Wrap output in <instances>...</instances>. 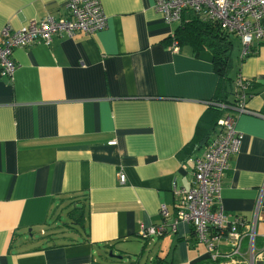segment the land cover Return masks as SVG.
I'll return each mask as SVG.
<instances>
[{
  "label": "crops",
  "instance_id": "0c3cea01",
  "mask_svg": "<svg viewBox=\"0 0 264 264\" xmlns=\"http://www.w3.org/2000/svg\"><path fill=\"white\" fill-rule=\"evenodd\" d=\"M154 4L100 0L103 30L15 46L14 73L0 67V264H131L138 250L149 264L157 255L166 264H264V38L237 68L257 85L246 101L252 113L232 109L233 97L228 113L241 143L221 205L228 218L243 217L232 223L243 236L227 226L205 242L194 229L196 243L190 223L168 227L206 146L188 160L180 152L214 104L219 77L210 52L173 49L174 25ZM67 19V0H0V33L9 27L10 39L33 23ZM162 225L164 235L142 236ZM55 226L73 234H50Z\"/></svg>",
  "mask_w": 264,
  "mask_h": 264
},
{
  "label": "built area",
  "instance_id": "2783aa9c",
  "mask_svg": "<svg viewBox=\"0 0 264 264\" xmlns=\"http://www.w3.org/2000/svg\"><path fill=\"white\" fill-rule=\"evenodd\" d=\"M67 1L72 10V19L33 23L18 30L12 39L9 38V27L0 33V67L3 75L10 76L15 71L11 58L15 46H26L39 40L48 42L60 32L75 35L81 31L93 35L107 26L108 20L100 0ZM184 8L203 11L209 18L219 21L224 30L240 36L243 55L247 54L254 43L264 38V0H155V9L165 16L168 23L175 22ZM173 49H179L177 43H173ZM244 81L242 78L238 81L243 90L246 89ZM246 98L245 92L239 96L238 106L234 107L236 112L252 113L246 110ZM261 117L264 118V115L261 114ZM219 124L221 133L212 140L202 156L194 159V186L179 192L176 197L177 219L168 227L175 230L178 222L190 223L199 239L205 242H209L208 232L211 227H217L223 233L228 230V226L235 238L239 235L242 239L243 236L232 226L236 217L228 218L221 205L222 179L230 169V159L239 150L241 135L236 128L235 116H225ZM120 180L125 181L124 174L120 175ZM160 211L163 218L172 217L166 206L163 205ZM165 231L164 225L158 228L143 227L142 236L148 238Z\"/></svg>",
  "mask_w": 264,
  "mask_h": 264
},
{
  "label": "trees",
  "instance_id": "16d2710c",
  "mask_svg": "<svg viewBox=\"0 0 264 264\" xmlns=\"http://www.w3.org/2000/svg\"><path fill=\"white\" fill-rule=\"evenodd\" d=\"M169 24L174 25L173 34L171 36L172 44L177 43L178 48L189 47L194 54H199L202 51L210 52L212 54L215 72L219 77L216 91L213 96L214 104L200 119L193 139L180 152L181 158L188 160L203 146H206L205 148L207 149L208 145L213 140L212 137L217 133L218 128H221L219 124L221 119L231 115L228 113L235 111L230 110L229 106L234 105L243 92L247 95L246 101H248L250 96L258 94L256 90L257 85H255L254 82L244 81L246 89H241L238 84L239 77L236 76L239 75L237 68L240 63L250 55H255L256 52L254 47H251L247 54L243 55V44L240 36L224 30L219 21L209 18L203 11L184 8L181 10L179 18L175 22ZM237 39L241 42L242 51L238 59L234 54V50L238 44ZM235 88L236 92L233 90ZM231 97L235 98L234 103H232ZM234 107L235 106H233L232 109H234ZM204 152L200 156H202ZM77 210L81 211V216L84 218L83 207L77 208ZM76 220H78V217H76ZM215 230L218 231V228L211 227L208 236L210 237V233L215 234ZM191 234L193 235L192 239L196 243L199 242L194 228ZM162 235L164 234L149 236L148 239L160 237ZM129 255L131 256V254L127 253L124 257H129ZM133 257L135 258L131 264H137L141 261L143 256L138 253ZM150 263L166 264V259L164 256L157 255Z\"/></svg>",
  "mask_w": 264,
  "mask_h": 264
},
{
  "label": "rangeland",
  "instance_id": "374dc122",
  "mask_svg": "<svg viewBox=\"0 0 264 264\" xmlns=\"http://www.w3.org/2000/svg\"><path fill=\"white\" fill-rule=\"evenodd\" d=\"M155 5V4H154ZM164 16V15H163ZM164 19H165V21H166V18H165V16H164ZM237 46H238V44H237ZM236 46V48H235V50H234V54H235V57H236V55H237V53H238V50H239V47H237ZM59 213L60 214H62V213H64V216H63V218H64V221L65 220H67V221H70L69 220V218L67 217V209L65 208L64 210H63V207L60 209V211H59ZM240 218H243L242 216H237L236 217V220H240ZM245 219V218H244ZM56 221L55 220H53V223H50V224H52L53 226L55 225L54 223H55ZM66 222V221H65ZM45 228H47V226H45ZM55 229H51V230H49V231H51L50 232V234H53V233H55V232H57V231H59V230H61V229H65V230H67V231H69V232H67L66 234H73V232L71 231V230H68L67 228H60V229H57L56 230V226L54 227ZM39 231V230H38ZM39 236H40V232H38L37 233ZM134 244V243H133ZM137 253H140V250H138V252ZM154 256V254H152L151 255V258ZM223 257L225 256V255H222ZM148 254H147V252L146 253H144V255H143V257L141 258V263L140 264H149V261L147 260L148 259ZM137 260V259H136Z\"/></svg>",
  "mask_w": 264,
  "mask_h": 264
},
{
  "label": "water",
  "instance_id": "95a60500",
  "mask_svg": "<svg viewBox=\"0 0 264 264\" xmlns=\"http://www.w3.org/2000/svg\"><path fill=\"white\" fill-rule=\"evenodd\" d=\"M110 256H111V257L114 256V252H113V250L110 251ZM115 257H118L119 259H122V257H119V256H115Z\"/></svg>",
  "mask_w": 264,
  "mask_h": 264
}]
</instances>
